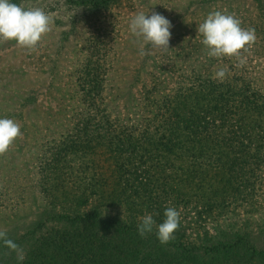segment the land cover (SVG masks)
<instances>
[{"label":"trees","instance_id":"trees-1","mask_svg":"<svg viewBox=\"0 0 264 264\" xmlns=\"http://www.w3.org/2000/svg\"><path fill=\"white\" fill-rule=\"evenodd\" d=\"M20 1L9 0L18 6ZM238 1L225 0V6L213 11L233 14L242 28H253L255 43L250 54L241 55L264 61V0H250L253 11L248 12L243 5V12L235 10L241 6ZM62 2L79 11L70 27L80 21L93 29L83 58L64 83L74 85L77 108L59 102L66 109L57 114L66 117V124L54 128L30 122L31 111L26 115L32 128L28 152L39 169L33 186L44 205L24 234L9 239L23 249L22 261L0 242L3 264L6 258L14 264H217L221 258L229 264H264V251H255L242 223L249 213L259 215L257 227L264 238V64L258 61L251 77L247 64L237 69L230 63L236 57H208L196 30L171 28L169 50L157 51L152 63L133 69L140 89L137 100L130 90L120 92L108 77L115 59L129 51L109 56L111 50L100 37L108 31L97 26L122 1ZM126 2L131 8L135 0ZM147 9L149 15L161 12ZM71 52L75 54L73 48ZM106 57L112 58L110 66ZM62 58L59 51L45 56L53 76L48 77V89L53 78L69 70H57ZM223 64L229 68L220 82L214 76ZM165 73L174 77L167 91L159 78ZM107 88L121 101L123 114L98 109L97 98ZM29 99L0 119L14 120L27 133L22 110ZM145 111L152 117L142 116ZM8 167L10 173H22L14 163ZM167 207H180L195 231L203 228L201 236L194 235L203 242L186 240L183 217L167 244L155 241V227L144 237L138 235L136 216L156 213L158 225ZM207 222L215 236L208 235ZM194 249L201 258L192 259ZM203 256H208L207 263Z\"/></svg>","mask_w":264,"mask_h":264},{"label":"rangeland","instance_id":"rangeland-1","mask_svg":"<svg viewBox=\"0 0 264 264\" xmlns=\"http://www.w3.org/2000/svg\"><path fill=\"white\" fill-rule=\"evenodd\" d=\"M120 1H122V6L114 11L108 20L101 19L97 26L100 25L101 28L106 27L108 31V34H101L100 37L101 40L105 41L107 50H111L108 52L109 56L115 51L119 54L129 51L127 55L124 53L115 59L113 62L114 67L111 69L112 72L108 74V77L112 84L119 86L118 90H122L120 92H123L125 95L127 90H130L134 99L136 97L137 100L140 89H138L139 86H136L134 79H132L135 77L131 76L133 69L139 64L152 63L159 49H152L150 46H146L145 51L148 52V55L144 57L139 55L140 44L135 42L136 38L129 31L130 19L139 12L150 13L147 8H152L153 10L159 8L161 12L158 13L171 22V28H175L177 31H191L193 29L196 30L201 21H204L203 18L207 17L210 12L215 9L219 10L222 6H225V0H135L132 3L134 5L129 8L125 0ZM238 2V5L241 6H239L240 8L234 7L235 10L242 11V5L246 8L247 12L253 8L250 5V0H239ZM19 6L25 9L41 8L52 17L53 22L50 25L51 30L42 36L37 46L32 50L19 47L14 40L0 42V113L2 112L0 115L5 114L6 110L12 109V111H15L14 109L22 103L25 97L30 98V105H27L22 110L23 117L26 120L24 127L27 133L21 132V135L13 141L8 150L0 155V188L2 187L0 192H3L0 198V231L6 232L7 238L11 240L26 232L27 228L30 227L32 221L36 218V214L42 210L44 205L33 186L34 181L39 176V169L35 166V156L32 155V152H28V146L32 145V142L28 140L29 134L32 133V128L30 129L28 125L30 123L26 115L28 111H31L29 115L30 122L41 123L40 125L45 128H54L58 125L64 126L66 124V117L62 115L59 118L60 115L57 114V112H62L66 109L62 108L59 102L74 110V106L77 108V97L73 92L75 90L74 85L64 83L68 82V72L74 69L75 64L83 58V48L88 45L87 39H89V33L93 30L90 26L80 21L74 24V28L70 27V22L74 19L73 15L78 14L79 11L70 6L67 7V4H64L62 0H23L20 1ZM74 21L76 20L74 19ZM65 33H68V35ZM72 48L75 54L71 52ZM56 51H59L63 57L57 64V70L66 68L69 70L65 71L63 76L53 78L51 80L52 88L48 89V77L51 78L53 76L50 75L52 73L46 67L47 62L44 60L45 56L51 55ZM244 57L247 64L245 65V69L249 70L250 76L253 77L254 71L257 69V62L261 61L264 64V61L261 59L253 60L248 55H244ZM106 60L109 61L108 66H110L112 58L106 57ZM230 63L233 64L234 68H240L236 67L237 58L231 59ZM221 68L228 69L229 65L223 64ZM160 77L165 82L163 84L164 90H169L174 77L170 73L162 74ZM262 84L261 82L260 86ZM128 85H131L130 89L126 88ZM108 89L110 88L104 90L100 95L101 97L97 98L98 109L105 108L106 113L113 110L115 115L123 114V109L119 107V102L121 101H119V98H114V91L112 89H110L112 92ZM99 100H101L100 103ZM135 103L133 102V107H135ZM73 110L72 112L74 113ZM128 110L131 111V109ZM132 110L135 113L137 112L136 108ZM63 113L68 115L71 112L66 111ZM144 115L145 118L152 117V114L146 111L144 114L142 113V116ZM20 144H22L21 147H19ZM25 152L26 155H24ZM8 162L9 164L14 163L15 166H18L22 173L16 174V171L10 173ZM176 210L179 211L180 221L182 222L181 218H184L182 216L184 212L180 207ZM145 214L143 212L142 215L136 216V221L139 222V218ZM248 215L250 216L249 219L242 222L248 227L245 231L247 239L253 245L255 251H264V238L257 227L261 217L253 213H249ZM188 221L187 218H184L182 222L187 228L185 229L184 237L196 245L202 243L201 238L195 239L194 235L201 233L203 228L195 227V231L192 229L193 225L187 223ZM237 222H240V219ZM208 224V222L206 225L203 223L204 227L208 228H205L208 235L215 236L216 232L214 229H210ZM44 231L45 228L43 227L40 233ZM155 231L156 229L154 228ZM155 241L159 242L157 239ZM0 242L2 245L4 244L3 241ZM199 252V250L194 249L189 255L193 257L192 259H199L201 258V253ZM105 257L109 258L107 254ZM207 257H202V260L206 263L208 262ZM14 258L16 259L17 255ZM6 260L7 264H14L9 259L6 258ZM0 264H3L1 258ZM185 264L192 263L186 262ZM212 264L214 263L212 262ZM217 264H229V259L221 258Z\"/></svg>","mask_w":264,"mask_h":264},{"label":"clouds","instance_id":"clouds-1","mask_svg":"<svg viewBox=\"0 0 264 264\" xmlns=\"http://www.w3.org/2000/svg\"><path fill=\"white\" fill-rule=\"evenodd\" d=\"M52 17L41 8L25 9L9 0H0V42L14 40L19 47L34 49L42 36L51 30ZM171 22L158 12L151 15L139 12L129 21V31L140 44L139 55H148L146 46L159 49L162 52L169 50L171 37ZM196 31L201 35V43L210 58L236 57V67H243L246 58L242 52H248L255 43L256 35L253 28H242L241 22L233 14L226 12H210ZM227 69L220 68L214 78L222 82L226 77ZM20 125L12 119H0V155L4 154L13 141L21 135ZM156 213H146L139 218L137 233L144 237L156 229V238L160 244H167L174 239V232L180 224V213L173 207L164 210V220L156 224ZM0 241L11 251L17 253L18 260L24 259V252L15 242L7 238L6 232L0 231Z\"/></svg>","mask_w":264,"mask_h":264}]
</instances>
